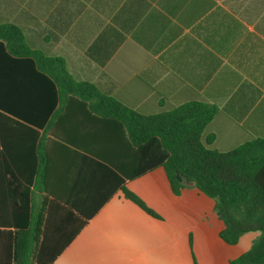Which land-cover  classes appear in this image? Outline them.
<instances>
[{"label":"crops","instance_id":"0c3cea01","mask_svg":"<svg viewBox=\"0 0 264 264\" xmlns=\"http://www.w3.org/2000/svg\"><path fill=\"white\" fill-rule=\"evenodd\" d=\"M19 1L0 0V18L24 27L41 74L55 70L44 59H62L102 97L44 77L21 116L0 114V248L39 231L40 247L60 252L50 264H230L247 252L261 233L226 243L199 189L174 194L162 167L127 176L154 153L148 118L193 90L217 111L210 148L264 138V0ZM123 180L158 218L125 197Z\"/></svg>","mask_w":264,"mask_h":264},{"label":"trees","instance_id":"16d2710c","mask_svg":"<svg viewBox=\"0 0 264 264\" xmlns=\"http://www.w3.org/2000/svg\"><path fill=\"white\" fill-rule=\"evenodd\" d=\"M35 54L21 23L11 21L7 15L2 16L0 114L21 116L15 109L23 101L34 98L36 93L33 94L32 87L39 89L44 77L54 85L65 86L69 94L102 97L94 84L74 78L62 59H44L55 65V70L46 79V75L41 74V57ZM9 61L13 63L11 67H16H10L8 71ZM31 61L37 65V72L25 74L28 70L25 67L32 64ZM193 93L188 102L148 118L146 125L151 130L145 134L144 148L151 151L152 147L154 153H145L143 169L127 177H139L162 167L174 194L180 195L184 188L191 186L199 189L215 200V212L224 223L220 237L226 243L235 245L246 233H261L251 248L230 264H264V138L253 139L227 152L210 148L214 136L206 138L205 129L217 111L194 90ZM125 180L122 182L125 197L158 218L155 211L126 187ZM40 237L39 231L28 237L17 233L10 244L5 243L0 248V264L52 263L60 252L42 249ZM47 253L51 256L46 257ZM194 264H197L196 260Z\"/></svg>","mask_w":264,"mask_h":264},{"label":"rangeland","instance_id":"374dc122","mask_svg":"<svg viewBox=\"0 0 264 264\" xmlns=\"http://www.w3.org/2000/svg\"><path fill=\"white\" fill-rule=\"evenodd\" d=\"M14 2L23 3V1L21 2L19 0H14ZM27 2H30V3H33V4H39L41 2V0H28Z\"/></svg>","mask_w":264,"mask_h":264}]
</instances>
